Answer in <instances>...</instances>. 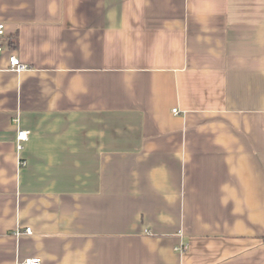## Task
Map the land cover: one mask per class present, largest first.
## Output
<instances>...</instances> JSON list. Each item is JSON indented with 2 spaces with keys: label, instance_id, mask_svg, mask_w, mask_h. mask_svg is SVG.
<instances>
[{
  "label": "crops",
  "instance_id": "1",
  "mask_svg": "<svg viewBox=\"0 0 264 264\" xmlns=\"http://www.w3.org/2000/svg\"><path fill=\"white\" fill-rule=\"evenodd\" d=\"M0 22V264H264V0H0Z\"/></svg>",
  "mask_w": 264,
  "mask_h": 264
},
{
  "label": "built area",
  "instance_id": "2",
  "mask_svg": "<svg viewBox=\"0 0 264 264\" xmlns=\"http://www.w3.org/2000/svg\"><path fill=\"white\" fill-rule=\"evenodd\" d=\"M5 44H6V28H5V24L0 22V54L6 51ZM9 63H10V69L12 71L22 72L27 69V66L21 63L19 57L16 56L14 53L10 54ZM173 112L175 114L178 113L177 109H174ZM28 136H29V132L20 131L18 134V141L19 142L27 141ZM19 149H22V146L19 145ZM20 233L21 232H18V234ZM23 233L32 234V229L27 228L25 231H23ZM19 264H42V259L39 257H29L24 259L22 262H19Z\"/></svg>",
  "mask_w": 264,
  "mask_h": 264
}]
</instances>
